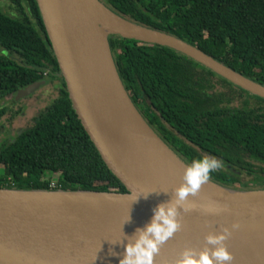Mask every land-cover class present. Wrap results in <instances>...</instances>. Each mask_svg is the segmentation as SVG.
I'll list each match as a JSON object with an SVG mask.
<instances>
[{
	"label": "trees",
	"instance_id": "16d2710c",
	"mask_svg": "<svg viewBox=\"0 0 264 264\" xmlns=\"http://www.w3.org/2000/svg\"><path fill=\"white\" fill-rule=\"evenodd\" d=\"M9 1L12 12L0 7V101L19 100L21 88L40 80L57 79L59 96L33 125L0 145V188L49 190L58 173L55 189L128 192L73 107L37 0ZM102 1L264 85V0ZM109 41L132 101L175 153L187 163L212 155L253 176L246 187L264 188V98L170 47L119 35ZM215 77L223 83L220 90ZM9 111L1 104L0 121ZM209 178L228 187L240 182L225 167Z\"/></svg>",
	"mask_w": 264,
	"mask_h": 264
},
{
	"label": "water",
	"instance_id": "95a60500",
	"mask_svg": "<svg viewBox=\"0 0 264 264\" xmlns=\"http://www.w3.org/2000/svg\"><path fill=\"white\" fill-rule=\"evenodd\" d=\"M37 3L73 107L107 167L128 192L0 188V264H119L125 236L148 223L152 209L167 202L179 187L156 179L137 159V149L146 147V134L160 141L177 165L189 164L159 137L132 101L109 36L170 47L261 98L264 85L173 34L118 14L102 0ZM102 12L130 27L104 20ZM97 26L108 32L105 47L111 77L98 54ZM46 83L40 80L21 88L17 99ZM115 100L132 123V137L125 142L114 120ZM157 150L143 151L146 161L164 163L165 156ZM208 182L217 190L188 196L185 207L190 210L181 211L179 217L182 227L161 245L154 264H175L186 247L203 250L208 233L231 230L233 223L240 227L225 241L233 257L231 264H264V188L240 190L210 178Z\"/></svg>",
	"mask_w": 264,
	"mask_h": 264
},
{
	"label": "clouds",
	"instance_id": "9594fccd",
	"mask_svg": "<svg viewBox=\"0 0 264 264\" xmlns=\"http://www.w3.org/2000/svg\"><path fill=\"white\" fill-rule=\"evenodd\" d=\"M221 167V162L215 157L206 155L194 158L185 168L183 182L174 189L172 197L152 209L148 223L136 228L130 236H125L124 253L119 264H154V257L161 245L181 229L180 213L190 210L185 207L188 196L197 195L201 186L209 180L210 173ZM239 227V223H233L231 230L223 228L220 232L208 233L205 236L207 246L203 250L197 252L186 247L180 252L175 264H231L233 257L225 241L231 236L232 230Z\"/></svg>",
	"mask_w": 264,
	"mask_h": 264
},
{
	"label": "bare ground",
	"instance_id": "6f19581e",
	"mask_svg": "<svg viewBox=\"0 0 264 264\" xmlns=\"http://www.w3.org/2000/svg\"><path fill=\"white\" fill-rule=\"evenodd\" d=\"M102 16L104 20L110 21L112 24L123 27V28H129V25H126L123 21L117 19L110 13L102 12ZM98 30L96 32V40L98 44V54L100 57L101 63H103V66L105 70L107 71V74L109 77H111L108 61H107V51L105 47V40L107 39L108 32L107 30L102 26H97ZM114 109V110H113ZM113 114H114V120L116 122V128L118 131V136L120 137V140L122 142H125L129 140L132 137V123L130 119L128 118V115L126 112L122 109V105L119 104L116 100L114 101L113 105ZM147 137L144 138V143H146V147H140L137 149L136 154L139 156L137 159L142 162V164L148 169V171L156 178L164 183L174 185V186H180L183 182V175L185 171V166L177 165L178 163L173 158L171 159L168 155V151L165 148V146L160 143V141L156 140L153 136L150 134H146ZM154 148L158 149L157 151L162 153L164 157V163L162 164H154L151 162L146 161V157L143 153L146 149ZM217 186L210 182L204 183L199 191H216Z\"/></svg>",
	"mask_w": 264,
	"mask_h": 264
},
{
	"label": "rangeland",
	"instance_id": "374dc122",
	"mask_svg": "<svg viewBox=\"0 0 264 264\" xmlns=\"http://www.w3.org/2000/svg\"><path fill=\"white\" fill-rule=\"evenodd\" d=\"M11 3L9 0H0V7L5 12H12ZM111 36V35H110ZM109 36V38H110ZM4 54L7 53L6 50H3ZM58 80H54L53 82L43 85L38 88L34 93L23 97L17 101H11V98L3 99L0 101L1 104H8L11 107V111L7 115H5L0 121V145L5 141H11L21 130L30 127L34 124L35 118L59 96V90L56 87L58 84ZM215 90L222 89L223 83L219 80L218 77H215ZM252 104H256L257 101L254 99L250 100ZM240 102L235 103L234 105H239ZM20 110L15 117H11L13 112ZM190 164V163H188ZM6 167V165H4ZM222 167L228 169L231 173H234L240 178V182L236 185L231 186L233 189H256L257 187L251 186L246 187L245 183L251 181L253 176H250L244 172H240L239 169L229 166L227 164H222ZM53 181L56 183V178H58V173L54 174Z\"/></svg>",
	"mask_w": 264,
	"mask_h": 264
},
{
	"label": "flooded vegetation",
	"instance_id": "af4514ba",
	"mask_svg": "<svg viewBox=\"0 0 264 264\" xmlns=\"http://www.w3.org/2000/svg\"><path fill=\"white\" fill-rule=\"evenodd\" d=\"M153 108V110L157 113V115H159V113L157 112V110L154 108V107H152ZM145 116V115H144ZM145 119L148 121V119H147V117H145ZM160 119H161V121H163V119H162V117H160ZM157 125H153L152 127H154L155 128V130H158V127H156ZM171 131H173L174 132V129H171ZM175 133V137H177L178 139H182V138H180V137H178L179 135H178V133L177 132H174ZM207 156H212V155H208L207 154ZM212 157H214V156H212ZM217 160H219V159H217ZM220 161V160H219ZM221 162V164H224L222 161H220ZM225 164H227V163H225ZM228 165V164H227ZM230 166V165H229Z\"/></svg>",
	"mask_w": 264,
	"mask_h": 264
},
{
	"label": "built area",
	"instance_id": "2783aa9c",
	"mask_svg": "<svg viewBox=\"0 0 264 264\" xmlns=\"http://www.w3.org/2000/svg\"><path fill=\"white\" fill-rule=\"evenodd\" d=\"M51 188L55 189L56 188V183L53 182Z\"/></svg>",
	"mask_w": 264,
	"mask_h": 264
}]
</instances>
